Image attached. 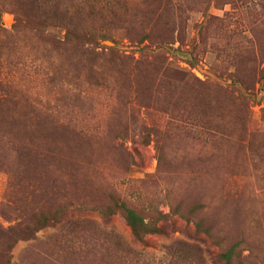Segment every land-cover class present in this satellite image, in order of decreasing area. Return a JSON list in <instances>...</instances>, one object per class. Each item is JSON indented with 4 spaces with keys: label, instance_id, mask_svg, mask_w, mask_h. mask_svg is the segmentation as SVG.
Listing matches in <instances>:
<instances>
[{
    "label": "rangeland",
    "instance_id": "374dc122",
    "mask_svg": "<svg viewBox=\"0 0 264 264\" xmlns=\"http://www.w3.org/2000/svg\"><path fill=\"white\" fill-rule=\"evenodd\" d=\"M0 76V264H264V0H0Z\"/></svg>",
    "mask_w": 264,
    "mask_h": 264
},
{
    "label": "trees",
    "instance_id": "16d2710c",
    "mask_svg": "<svg viewBox=\"0 0 264 264\" xmlns=\"http://www.w3.org/2000/svg\"><path fill=\"white\" fill-rule=\"evenodd\" d=\"M0 81L6 83L1 76H0ZM125 220L132 228L135 235L138 237L141 236V234L143 235L153 232V230L148 229L147 225L144 223V220L141 219L139 215L133 210L130 209L126 210Z\"/></svg>",
    "mask_w": 264,
    "mask_h": 264
}]
</instances>
